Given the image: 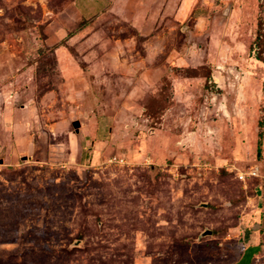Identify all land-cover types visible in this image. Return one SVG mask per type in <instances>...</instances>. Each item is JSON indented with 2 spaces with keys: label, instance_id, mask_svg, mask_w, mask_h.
Listing matches in <instances>:
<instances>
[{
  "label": "rangeland",
  "instance_id": "374dc122",
  "mask_svg": "<svg viewBox=\"0 0 264 264\" xmlns=\"http://www.w3.org/2000/svg\"><path fill=\"white\" fill-rule=\"evenodd\" d=\"M262 45L264 0H0V264H264Z\"/></svg>",
  "mask_w": 264,
  "mask_h": 264
},
{
  "label": "built area",
  "instance_id": "2783aa9c",
  "mask_svg": "<svg viewBox=\"0 0 264 264\" xmlns=\"http://www.w3.org/2000/svg\"><path fill=\"white\" fill-rule=\"evenodd\" d=\"M112 160H114L115 162H118V163H123L124 162V157L123 156H117V157H113ZM251 175H254L255 172H250ZM240 178H244V175H240Z\"/></svg>",
  "mask_w": 264,
  "mask_h": 264
},
{
  "label": "trees",
  "instance_id": "16d2710c",
  "mask_svg": "<svg viewBox=\"0 0 264 264\" xmlns=\"http://www.w3.org/2000/svg\"><path fill=\"white\" fill-rule=\"evenodd\" d=\"M257 38H258V36H257ZM257 44H258V42H257ZM261 44H262V43H261ZM258 45H260V43H259ZM261 49H262V51L264 52V47H263V45H262ZM258 54H259V53H258ZM258 54H257L256 56H257V58H260V55H258ZM259 148H260V147H259V144H258V149H257L258 152H259ZM245 250H246V249H245ZM253 252H254V251H253ZM253 252H252V253H253ZM243 254H244V253H243ZM243 254H242V255H243ZM240 259H241V258H240ZM240 259H239V260H240ZM239 260H238V261H239ZM238 261H236V262H234V263H237ZM234 263H233V264H234Z\"/></svg>",
  "mask_w": 264,
  "mask_h": 264
},
{
  "label": "water",
  "instance_id": "95a60500",
  "mask_svg": "<svg viewBox=\"0 0 264 264\" xmlns=\"http://www.w3.org/2000/svg\"><path fill=\"white\" fill-rule=\"evenodd\" d=\"M227 8H228V7H227ZM227 8H226L225 12L227 11ZM210 233H211L210 230H206V231L203 232V235H204V234H210Z\"/></svg>",
  "mask_w": 264,
  "mask_h": 264
}]
</instances>
